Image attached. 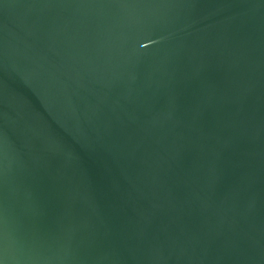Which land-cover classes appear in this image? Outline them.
I'll return each instance as SVG.
<instances>
[{
	"label": "water",
	"instance_id": "95a60500",
	"mask_svg": "<svg viewBox=\"0 0 264 264\" xmlns=\"http://www.w3.org/2000/svg\"><path fill=\"white\" fill-rule=\"evenodd\" d=\"M0 264H264V0H0Z\"/></svg>",
	"mask_w": 264,
	"mask_h": 264
}]
</instances>
